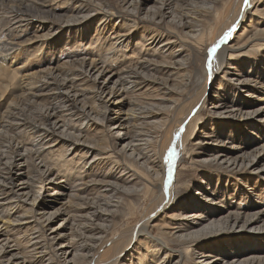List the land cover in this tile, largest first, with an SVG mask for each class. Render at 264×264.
<instances>
[{
	"label": "bare ground",
	"instance_id": "obj_1",
	"mask_svg": "<svg viewBox=\"0 0 264 264\" xmlns=\"http://www.w3.org/2000/svg\"><path fill=\"white\" fill-rule=\"evenodd\" d=\"M29 1L14 0L15 3L11 4L14 6L9 7L8 5L9 8L5 12L11 14L9 16L13 17L11 21L16 23L15 27L19 24L22 27V21L27 19L21 15L27 13L25 10H36L33 6H40L35 5V2ZM117 1L121 2V6L124 7L126 13L137 14V17L145 19L149 23H164L168 27L178 28V32L176 34L173 31L171 32L172 34H167L168 30H157L143 38L146 42L140 40L142 38L138 39L139 55L133 67H129L127 64L121 65V62L119 63L120 60H111V63L109 62L108 64L104 61V57L92 58L90 61L85 58L79 61L78 66L72 62L66 63L71 74L66 78L59 77V79H54L52 76L56 81V86L49 88L44 94L47 99L46 106L42 105L43 102L40 98L30 100L32 103L31 111L40 113L39 118H34L24 112H15L18 116L16 127L19 128V133H28L31 135L32 141H30L31 143L29 142V146L26 145L27 143H23L18 147L12 138L6 136L4 141L6 144H3V149L0 148V170L3 169L4 171V173L0 171V264H120L121 259H123L122 264H143L138 261H142L144 252H137L135 261H132L133 258L129 256L130 254H127L128 256L125 254L136 239L141 240V235H149L147 226H150V223L154 220L158 219L159 221L160 218L158 216L165 210L170 212L169 217L172 219H175L176 213L192 212L186 218L189 219L188 229H185L183 224L180 227L181 223H172L169 231H167L172 240L176 242V249L172 248L176 251L175 260L171 264H261V261H264V236H257L258 238H256L255 233L264 231V219H262L263 213H261L263 208L253 211H242L233 208L232 205H227L226 201L219 200L218 197L219 190L227 192L230 190V186H238L237 181L216 176L208 177L211 173H201V181L207 187L204 189L196 184L200 188L199 192H195L199 194L198 199L191 196L188 199L177 202L172 195L176 173L173 164L182 151H180L182 132L187 129L191 122L195 121L197 123L206 114L209 117L210 114L229 116L233 115L234 112L239 117L244 118L262 115L264 120V98H259L262 99L261 101L253 96L247 98V103L252 109L243 110L242 106L245 101L234 93L233 88L232 94L225 95L224 99L222 98L221 100H219L218 92L214 94V81L218 80L217 76L222 71L228 72L230 79L237 80L238 83H252L253 76L249 73L254 71L256 72L255 74H262L263 66H260V64L249 63L250 65L246 67L244 74L239 73L236 67L231 65L239 62L231 60L225 66L217 59L224 61L230 58L231 52L242 47V45L236 46L234 42L230 43V38L232 33L237 30L244 16L250 14L251 7L256 6L259 0H226L224 6L219 8L218 13L215 7L213 9L215 15H208V19L210 20L213 17V20L209 30L211 38L207 40L204 39L201 29L202 17L206 14V10L210 13V7L217 0ZM149 1L152 2L148 3ZM73 8L82 13L81 9L75 6ZM140 9L143 10L142 15H139ZM47 11L50 12L49 10ZM105 13L107 16L109 12ZM84 16L78 14L75 17H66L63 25L69 27V23L74 24L81 19H85L86 17ZM252 20H255V18H252ZM208 22L210 25V21ZM123 26H125L123 30L117 27L111 29V37L116 38L115 41L110 42L108 45L111 51L112 49L117 51L121 48L123 51L125 48H131L130 42L126 45L124 43L131 36L129 33L132 24H125L123 21ZM245 27L243 25V31L237 37L244 35ZM21 30H24V28ZM88 34V32L69 33L68 40L71 39L77 42ZM178 34L187 37L193 42L188 50L192 57L188 58L185 63H183L182 59L176 60L177 56L183 55L182 52L185 49L180 45V40L176 38V35L177 37L180 36ZM249 37L263 40L264 27H256L250 35H244L246 40ZM194 39H200V42L192 41ZM156 40H160V43L155 47ZM33 41L34 39L31 38L26 40V46ZM174 42L177 45H174ZM27 50L33 49L27 47ZM13 53L11 56L8 55L6 61L12 63L11 60L16 57L15 52ZM145 53L151 56L158 54L161 58L159 56L160 60H156L157 58L152 59V57H147ZM36 54H33V56ZM261 54L264 56L263 52ZM112 62H115L116 65L112 64ZM153 62L161 65L167 75L175 74L179 77V82L186 86L183 96L178 95L176 98L171 96L168 101L164 99L167 102L165 105L157 102V99H160L157 98V95L161 90L167 94L168 98L170 95L177 93V90L172 85L164 83L162 78H147L146 70L148 67H153L151 65ZM176 63L183 64L176 66ZM13 67L11 70L6 67L0 70V89H5V84L10 87L14 77L13 74L17 73L16 70L20 66ZM187 70H190L191 73L189 72L188 74ZM190 77L195 84L188 85L187 82H189ZM77 81L80 82L77 83L75 90H73L70 84ZM85 81L92 84L94 92V96H91L92 100L87 106L81 102L80 93L76 92L80 86L86 84ZM223 82L224 80L217 83V85L220 86ZM176 85L179 86L180 84L177 82ZM141 87H145L143 88L144 90ZM146 90L147 92L149 91V94L145 92ZM151 91L152 94L150 93ZM144 94L147 97H144ZM142 96L145 101H142ZM96 101L102 107L101 111L95 110L94 104ZM154 104L158 106L149 108V106ZM16 108L19 109V107ZM109 108L112 111L108 113L107 110ZM161 110L167 111L163 113ZM178 110L181 114L176 115ZM154 114L163 115L157 118ZM19 115H23V117ZM70 117H73L76 121L83 118L86 122L90 121V124L95 122L94 127L100 125L104 134L101 143L96 141L97 147L112 150L118 156L120 155L122 159L126 158L136 166L142 163L147 173L156 180L155 184H149L153 191L159 192V198L152 201L150 209L143 215L141 221L133 226L123 238L109 241L112 242L114 247L118 248L109 257L99 258L100 255L95 254V248L104 242L105 236L102 234L94 235V238L83 239L77 243L64 241V230L66 228L71 229L70 220L74 215L70 210L66 209L67 206L65 205L68 202L67 199L64 200L66 186L57 178L58 175L62 174L54 169L55 166L60 163L63 165L67 159L77 156L78 159L87 157V155L90 156L89 163L97 159L113 156L109 150H106L107 152L100 150L102 152H99L93 146L92 137L87 135L88 133L84 134L82 138L79 137V133L75 134L74 130L78 127L70 125L68 122L71 120ZM203 122L207 123V125H220L215 120L208 118V116ZM154 123L157 126L153 127L152 124ZM211 125L210 128L212 129ZM221 126L215 127L213 131L205 130V132H201L198 135L212 136L213 141H221L225 138V142L231 139H235V141L232 142L230 147L220 144V147L213 148L212 150L216 152L210 154L209 157H205L202 161H213L217 166L231 172H252L256 176L257 173H263L264 175V162H260L264 159V131L262 132L261 127L253 123ZM247 126L249 129L260 133L261 142L259 139H252L247 135ZM118 128L123 130L121 136V131L116 132ZM99 132L100 130L96 131V133ZM54 135L55 137L47 145L41 144L34 147L35 142L40 141V144L43 140L52 138ZM191 135L189 134V138L192 137ZM198 135L194 138L198 142L194 144L198 147V154H201L208 147L204 146L207 141L198 137ZM258 143H261V145H258ZM21 147H23L22 152L20 151ZM55 150H58L57 158L50 159L45 156ZM141 150H146L147 152H141ZM94 151L97 152L94 154ZM184 157L182 156V161ZM85 159L82 160V163L87 162ZM123 165L122 169L118 170L116 177L128 180L132 175L129 171L133 169L130 168V164L129 166ZM256 176H242L240 179V182H243V186H245L247 180L252 179L253 182L249 188L255 194L260 190L257 187L258 179ZM45 177L46 179L44 180ZM34 182L38 183L35 185ZM112 182L117 185V181ZM106 184L113 185L111 182ZM208 184H211V186ZM116 187L119 188L120 186ZM105 190L108 191L107 188ZM68 195L71 196L73 193ZM260 198L264 199L263 196ZM70 201L72 202V200ZM217 202V208H212V206H208V209L204 208L207 203L216 204ZM74 204L76 207H82L77 210L78 216L83 219V225L90 230L84 236L91 237L90 232L92 231L100 232L102 225L92 222L90 216L94 217L93 220H97L101 211L96 209V206L92 207L91 204L82 206L81 203H70L72 206ZM19 207L23 211L16 216L13 213ZM41 223L49 228V236H46L44 232H39V235L46 236L43 238L50 245H52V242H56L57 245L47 249L40 248L36 251L34 249L37 247H33L32 250L36 254H32L33 259H31L29 253L27 254L28 248L22 250L17 242L10 243L7 232L11 228L29 227L31 224L40 225ZM182 229L186 231L181 233ZM243 229H248L254 237H246V240L227 238L221 240L222 243L218 246L207 245L204 248L191 249L194 241H200L199 239L202 237L203 241L209 234L222 233L223 236H227L228 233L240 232ZM33 234L30 233V240L36 236H33ZM63 237L64 239L61 241ZM144 239L149 238L145 237ZM160 242L163 244L162 241ZM32 245H34V242H32ZM157 245L159 244L157 243ZM153 246L155 245L146 246L145 244L143 249L151 253L157 249Z\"/></svg>",
	"mask_w": 264,
	"mask_h": 264
},
{
	"label": "rangeland",
	"instance_id": "obj_2",
	"mask_svg": "<svg viewBox=\"0 0 264 264\" xmlns=\"http://www.w3.org/2000/svg\"><path fill=\"white\" fill-rule=\"evenodd\" d=\"M225 1L226 0H217L210 7V13L207 12L208 10L205 11L206 14L202 17L203 22L201 25L205 40L211 38V32H209V30L212 24L211 22L213 20V17L209 20L208 15H215V12L213 10L215 7L217 8L218 13L219 8L224 6ZM29 2H35V5L40 6L36 7L31 5L36 8V10H25V12L27 13L21 14L27 18L26 20L22 21V27L20 24L15 27L16 23L11 21L13 20V17L9 16L11 14L5 12L10 6H14L11 5L15 3L14 0H2V2H0V70L3 67L9 68L11 70L14 68L13 66H20L18 67V70H16L17 73L13 74L14 77L10 87L8 84H5V89H0L1 149H3V144H6L4 142L6 140V136L12 138L18 147L23 143H27V146L30 145L29 142L32 141L31 135H29L28 133L20 134L18 131L19 128L16 127L18 116L15 114V112H24L34 118H39L40 113H33L31 111L32 103L30 102V100L40 98L43 102L42 105L46 106L47 99L45 98L44 94L49 88H53L56 86V81L54 79H59V77L66 78L71 74L66 63L72 62L73 64L75 63V65L78 66L79 61L84 60L85 58L90 61L92 58L98 59V57H104V61L108 64L109 62L111 63V60H120L119 63L121 62V65L127 64L129 65V67H133L135 65V60L139 55L138 50L140 48L137 42L138 39L142 38L140 40L146 42L145 40H143V38H146V35L150 33L152 34V32L157 30H168L169 32L167 31V34H172L171 32L173 31H175L176 34L178 32V28L172 26L168 27L164 23H149L145 19H140L139 17H137V14L131 15L126 13L124 7L121 6V2H118L117 0H30ZM151 2L152 1H149L148 3ZM73 6L81 9L82 13L78 12L75 8H73ZM47 10H49L50 12H48ZM105 12H109L107 16L105 15ZM142 13L143 10L140 9L139 15H142ZM78 14L80 16L85 15L84 17L86 18L81 19L74 24L69 23V27L63 25L66 17H75ZM252 18H255V20H252ZM123 21L125 24H132L129 33L131 36L127 38L124 43V45H126L130 42L131 48H125V50L123 51L121 48L117 51L112 49L111 51L108 45L110 44V42L115 41L116 39L111 37V29L113 27H117L122 30L125 29V26H123ZM208 21H210V25ZM243 25L246 26L243 33L244 35H250L253 29L256 27H264V0H259L256 6L251 7L250 14H246L244 16L241 23L237 27V30L232 33L230 43L234 42L236 46L239 47V45H242V47L234 52H231L230 58H227L224 61L219 58L217 59L222 65L225 66L230 63L231 60L239 62L231 65H234L239 73L244 74L246 72V67H249L250 65L249 63L260 64V66H263V75L255 74L256 72L254 71L253 73H249L253 76L252 83H238L237 80L230 79V75L228 74V72L225 73L224 71H222L217 76L218 80L214 81V94L218 92L219 100H221L222 98L224 99L225 95L232 94L233 88L234 93L245 101L242 109L251 110L252 107L247 103V98L252 96L258 99L264 98V56L261 54V52L264 53V39H251V37H249V39L246 40L244 39V35H240V37H237V35L243 31ZM22 28H24V30H21ZM85 32H88L89 34L82 37V39L77 42H74L71 39L68 40L69 33L78 34ZM178 35L180 36L177 37L176 35V38L180 40V45H182V47H184L185 49L184 52H182L183 55L177 56L176 60L182 59L183 63H185L188 58L192 57L189 54L188 50L190 49L189 46H191L193 42H191V40L187 39V37H184L181 34ZM30 38L34 39V41L26 46L27 44L25 42ZM159 41L160 40L155 41V47L160 43ZM192 41L200 42V39H194ZM173 44L177 45L176 42H174ZM27 47H30L33 50H27ZM13 52H15L16 57L13 58L11 60L12 63H10L6 60L8 55L11 56L12 54H14ZM35 53L37 54L33 56V54ZM145 54H147V57H152V59L157 58L156 60H160L161 58V56L158 54H156V56H151L148 53ZM112 64L116 65L115 62H112ZM182 64L176 63V66ZM151 65L153 67H148L146 70V74L148 75L147 78H162L164 79V83L172 85L177 90V93L170 95L169 98L167 97V94L163 93L164 91L161 90L160 92L162 93L159 92L157 95V98H160L157 99V102L165 105L167 104L165 100H170L171 96H175L176 98L178 97V95L183 96L185 94L184 89L186 86L179 82V77L177 75H167L163 70L164 68L159 64L157 65L156 62H153ZM187 67L190 68L189 66ZM242 67H244V69H242ZM187 72L189 74L190 70H187ZM52 76L54 77V79ZM174 77L176 78V80ZM223 80L224 82L221 83L220 86H218L217 83ZM79 82L80 81L70 84L72 85L71 88L75 90V87ZM177 82L180 84L179 86L176 85ZM85 83L86 84L80 86L79 90L76 92L80 93L79 97L81 99V102L87 106L88 103L91 102V96H94V92L92 89V84L86 81ZM187 83L188 85L195 84L191 77L189 78V82ZM143 88L145 87H141V89ZM145 92L149 94V91L147 92L146 90ZM150 93L152 94V91ZM144 97H147L146 94H144ZM142 99V101H145L143 96ZM261 100L262 99H259V101ZM94 105L95 110H102V107L99 105L98 101H96ZM155 106L158 105L154 104L149 106V108H153ZM16 107H19V109H17ZM111 111L112 110L110 108L107 110L108 113ZM166 111L167 110L163 111V113ZM179 112L180 111L178 110V114L176 115L181 114V112ZM162 115L154 114V116L157 118H160ZM19 116L23 117V115ZM207 116L208 118L215 120L216 123L220 125H207V123H204L203 121ZM262 117V115H259L244 118L239 117V115L234 112L233 115L229 116H224L222 114L221 116L210 114L209 117V115L206 114L202 118H200L197 123L195 121L191 122L188 125L187 129H184V131L182 132L180 140V151H182L179 158H177V160L173 164L176 172L172 187V195L174 199L177 202L179 200L181 201L183 199H188L191 196L198 199L199 194L195 192H199L200 188L196 184L200 185V187L204 189L207 187L206 184L201 181L202 176L200 174L211 173L208 177L216 176L219 178H230L231 180H235L238 182L237 187H234V185L230 186V190H228L227 192H224L225 190L222 192L218 189L220 191L218 196L219 200H224L226 201L227 205H232L233 208L242 211H253L263 208V210H261V213H263L262 219H264V199L260 198L262 196L264 197L263 173H257L256 176V174L252 172H231L225 170L223 167L217 166L213 161H202V159H204L205 157H209L210 154L216 152L212 150L213 148L220 147V144H222V146L230 147L235 139H231L229 141L227 140V142H225L226 138L221 141H213L212 136L201 134L198 135L201 132H205V130L213 131L215 127H222L221 125H239L244 123L256 124L257 126L261 127V130L263 132L264 120L262 119ZM70 119L71 120L68 121L70 125L78 127L74 130V133H79L80 138H82L84 134L88 133L87 135L92 137L93 146H95L99 152H102L100 150H109L107 148H99L96 146L97 144H95L96 141L101 143V140L103 138L104 131L101 130L103 128L100 125L94 127L95 122L93 124H90V121L86 122L83 120V118L78 119L77 121L74 120L73 117H70ZM152 125L153 127L157 126L156 123ZM210 125L211 127H213L212 129L210 128ZM248 126L246 127L247 135L252 139L257 138L260 140V133L249 129ZM98 130H100V132L96 133V131ZM119 131H121V136L123 134V130L118 128L116 132L118 133ZM189 134H192L191 138H189ZM197 135L198 137L203 138L207 141L204 146L208 147L207 149H209L203 150L201 154H198V147L194 144L198 142L197 139H194ZM54 137L55 135L52 138L43 140L40 144V141H37L34 143V147L41 144L47 145ZM258 145H261V143H258ZM20 151H23V147L20 148ZM96 152L97 151H94L93 153L95 154ZM109 152H111L113 156L105 159H97L93 161L94 163H89L90 156L88 155L87 157H82L80 159H78L77 156L71 158L73 159L72 161H70V158L67 159V161L63 165H61V163L57 164L54 168L55 170L60 171L62 175H58L57 178L61 180L62 184L66 186L64 190L66 193L64 200H68L67 204L65 205L67 206L66 209L70 210V212L74 215V217L71 218L72 221L70 220L71 229L66 228L64 230L65 239L63 237L61 241L64 239V241L66 242L71 241L77 243L83 239L94 238V235L97 236L98 234H102L103 236H105V238L103 239L104 242L103 244H100L95 248V254L100 255L99 258H103L106 256L109 257L115 249H118L114 247L112 242L109 241H116L120 238H123L133 226L137 225L141 221L143 215L150 209L152 201L159 198V192L153 191V188L150 187L151 185L149 184H155L156 180L153 178V176L147 173L142 163H139L138 166H136L128 159H122L120 155L118 156L112 150H109ZM141 152L146 153L147 151L141 150ZM45 156L49 157L50 159H55L58 157V150L47 153ZM182 156H185L183 161L181 160ZM83 159H85L87 162L85 163L83 161L84 163H82ZM260 162H264V159ZM123 164H126L128 166L130 164V168L133 169L129 171V173H131L132 175L128 180H123L119 177H116V175L118 174V170H121V167L124 166ZM0 171L1 173H4L3 169H1ZM242 176H256V178L258 179L257 187L260 188V190L258 189L259 192L255 194L254 191L249 188L253 182L252 179L247 180L245 182V186H243V182H240ZM46 177L44 178V180L46 179ZM112 181H117V185H115V183H113ZM108 182H111L113 185H107L106 183ZM36 183L38 182H34L35 185ZM208 185L211 186V184ZM116 186L120 187L117 188ZM105 188H107L108 191L105 190ZM69 193H73V195L69 196ZM70 200H72V202ZM70 203H81L82 206H87L89 204H91L92 207L96 206V209L100 210L101 214L98 215L97 220H93V216H90V218L92 219V222H97L102 225V229H100V232L96 233L92 231L90 232L91 237L84 236L90 230L85 227V225H83V219L78 216L79 213L77 210H80V208L82 207H76L75 204L74 206H72L70 205ZM217 204L218 202L216 204L207 203L204 208L208 209V206L217 208ZM176 205H178V203H176ZM5 210L6 209H4V211ZM21 211L23 210L19 207L13 214L17 216V214H21ZM5 212H7V210ZM191 213L192 212L189 211L180 214L176 213L175 219L170 218V212L166 210L163 213H160V215L158 216V218H160L159 221L158 219L154 220L150 223V226H147L149 235H141V240L136 239L132 246L129 247V250L125 255L130 254L129 256L133 258L132 261H135L137 252H144V258L142 259L143 262H138H141L143 264H171L175 260L176 251L172 248L176 247V242L172 240L167 231H169V227L172 223H181L180 227L183 224V227L185 229H188L189 219L186 218ZM185 231L186 230L182 229L181 233H184ZM39 232H44L46 236H49V228L43 223H41L40 225L31 224L29 227L23 228H11V230H8L7 236L10 239V243L17 242L20 245V249L22 248L23 250L28 248L30 252H26L27 254L29 253L30 258L33 259L32 254H36V250H39L40 248L47 249L51 248V246L54 247L57 245L56 242H52V245H50V243L43 238L46 236H43L42 234L39 235ZM30 233H34L33 236L36 235L34 239H29ZM257 236L263 237L264 231L258 232L257 234L255 233L256 238H258ZM145 237L149 239H144ZM246 237L253 238L254 235H252L248 229H243L240 232L236 231L234 233H228L227 236H223L222 233H213V235H207V237L204 238L203 241V237L199 239L200 241H194L191 249L193 248L195 250L201 247L204 248L207 245L218 246L220 243H222L221 240L227 238L232 240H246ZM34 240H36L37 242ZM160 241H162L163 244ZM32 242H34V245H32ZM157 243L159 245H157ZM145 244L146 246L154 244L155 246L153 247H156L157 249L149 253L148 250L143 249V245ZM33 247H37L36 249H34L35 251L32 250ZM173 250L175 251V253ZM165 253L167 254L164 257ZM122 263L123 259H121L120 261V264ZM261 264H264L263 260L261 261Z\"/></svg>",
	"mask_w": 264,
	"mask_h": 264
}]
</instances>
